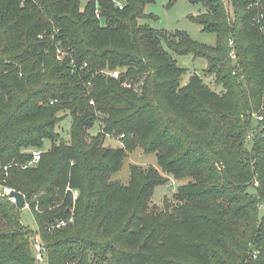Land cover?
Wrapping results in <instances>:
<instances>
[{
	"label": "trees",
	"instance_id": "obj_1",
	"mask_svg": "<svg viewBox=\"0 0 264 264\" xmlns=\"http://www.w3.org/2000/svg\"><path fill=\"white\" fill-rule=\"evenodd\" d=\"M153 1L0 0V184L25 195L38 224L0 195V264H40L35 235L43 264H264V0H189L215 45L141 22ZM174 54L206 59L223 90L196 72L183 83ZM138 147L162 172L131 165L127 183L113 181ZM165 173L188 182L159 212Z\"/></svg>",
	"mask_w": 264,
	"mask_h": 264
},
{
	"label": "rangeland",
	"instance_id": "obj_2",
	"mask_svg": "<svg viewBox=\"0 0 264 264\" xmlns=\"http://www.w3.org/2000/svg\"><path fill=\"white\" fill-rule=\"evenodd\" d=\"M117 3H125L126 0H114ZM88 0H80L81 7L84 8ZM203 7L198 4H193L189 0H154L152 3L146 6V12L153 15V18L141 19V22H147L152 27L166 31V32H176L184 31L187 32L193 39L207 44L215 45L216 44V34L212 32H207L202 29V25L197 23L193 18L196 17ZM179 66H182L186 69V73L183 76V83H186L189 77L193 73H198L204 80V83L215 90L216 92H221L223 88L216 83V75L214 73H209L206 71L207 61L202 57H194L193 55H177L174 54ZM70 119H68V126ZM63 123L59 125V131L64 136L68 137L67 126L63 129ZM99 125L96 124L93 129L90 130L92 134H97L99 131ZM248 145V142H246ZM104 145L116 148L122 145L121 137L119 136H107L104 140ZM51 146L50 140H45V146L43 150L49 149ZM251 146V142L250 145ZM34 149L33 147L25 148L24 151L28 152L29 150ZM131 165H138L141 168L146 169L148 166L152 165L162 172L161 166L158 161V157L155 153H146L145 150L141 147L134 149L133 151L128 152V156L125 158L124 163L121 169L112 174L111 179L113 181H121L127 183L130 178ZM168 181L164 184H159L155 187L153 197L151 198V205L154 206L159 212L161 211H171L175 206L179 204L174 194L178 190L179 186L185 185L188 182L187 178L182 180L175 179L173 176L168 175ZM11 201V200H10ZM13 202V201H12ZM14 203V202H13ZM16 204V203H14ZM22 222L34 232L38 230V224L35 218V213L29 206H25L20 210ZM264 216V204L261 205L260 218ZM203 223V222H202ZM222 225V226H221ZM199 229H208L207 232L211 233L212 229H209L206 224H198ZM198 229V230H199ZM226 229L223 224H219V227H216L215 232H221ZM203 231V230H199ZM197 231H194V236H196ZM218 235V233H216ZM205 234L201 235V238H204ZM208 240L209 237H206ZM204 240V239H202ZM204 240V241H205ZM174 247H176L174 245ZM162 256L170 257L167 254L162 253ZM174 258L178 259L177 253H173ZM193 259V258H192ZM193 260H196L194 258ZM197 261V260H196ZM40 264H43L41 262ZM75 264V263H74ZM93 264H101L94 262Z\"/></svg>",
	"mask_w": 264,
	"mask_h": 264
},
{
	"label": "built area",
	"instance_id": "obj_3",
	"mask_svg": "<svg viewBox=\"0 0 264 264\" xmlns=\"http://www.w3.org/2000/svg\"><path fill=\"white\" fill-rule=\"evenodd\" d=\"M117 4H118V6L120 8L123 7L122 3H117ZM258 5H260V4L258 3ZM227 6H228V9L231 8V6H229L228 3H227ZM96 13H97L98 16H100L99 8L96 10ZM260 17H263V13H260ZM58 53H59V56H63L65 52L59 50ZM106 73H108L109 75H111V76H113V77H115L117 79H119L121 77V71L118 70V69L117 70H112V71H106ZM124 85L126 87H131L132 86L128 82H125ZM258 118L262 119L263 117L262 116H258ZM252 138H253V134L248 135V140L249 141H251ZM41 153H42V150L33 149L32 150L33 159H32V161L30 163L33 164V163L38 162L40 157H41ZM12 190H13V188L0 184V195H2L4 197H8L11 201L16 203V197L10 196ZM72 192H73V195H74V199H76L78 197L79 190L72 189ZM25 204H26V206L30 207L29 203L26 200H25ZM71 222H73V218H70L69 220L60 219V220L56 221L54 224H52L50 228L51 229H53V228H61V227H64V226L68 225ZM35 242H36V248H37V259H38L39 263L44 262L45 261V253H46L45 244H44V242L42 241V239L40 238L39 235H35Z\"/></svg>",
	"mask_w": 264,
	"mask_h": 264
},
{
	"label": "water",
	"instance_id": "obj_4",
	"mask_svg": "<svg viewBox=\"0 0 264 264\" xmlns=\"http://www.w3.org/2000/svg\"><path fill=\"white\" fill-rule=\"evenodd\" d=\"M10 196L16 197V206H17V208L22 209V208H24L26 206V204H25L26 197H25V195L22 192L13 189L11 191Z\"/></svg>",
	"mask_w": 264,
	"mask_h": 264
},
{
	"label": "crops",
	"instance_id": "obj_5",
	"mask_svg": "<svg viewBox=\"0 0 264 264\" xmlns=\"http://www.w3.org/2000/svg\"><path fill=\"white\" fill-rule=\"evenodd\" d=\"M123 4V3H122Z\"/></svg>",
	"mask_w": 264,
	"mask_h": 264
}]
</instances>
